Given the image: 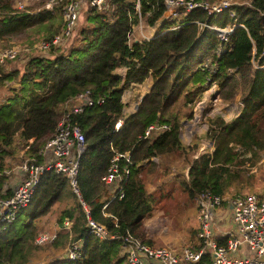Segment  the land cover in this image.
Masks as SVG:
<instances>
[{"label": "trees", "instance_id": "1", "mask_svg": "<svg viewBox=\"0 0 264 264\" xmlns=\"http://www.w3.org/2000/svg\"><path fill=\"white\" fill-rule=\"evenodd\" d=\"M47 1L35 4L34 0L18 9L17 0H0V51L14 44L29 48L19 54L22 64L18 58L0 63V198L12 194L7 187L11 175L5 171L23 159L41 161L38 153L76 103L72 98L90 89L95 99L103 101L72 116L85 139L77 180L90 217L115 238L90 234L68 180L47 171L28 206L0 232V264H126L119 236L131 234L148 242L143 221L156 197L145 188L142 163L151 157L158 158L160 164L154 166L159 169L166 161L177 165L168 158L179 159L182 168L174 177L180 176L190 199L204 190L227 199L248 194L242 191L253 178L249 167L258 163L262 168L259 162L264 155V0L233 4L235 17L227 11L207 16L193 10L180 27L165 31L171 22L161 21L151 38L131 43L129 35L139 13L148 25H154L164 10L161 0H107L102 10L85 5L84 20L77 23L72 39L44 51L36 44L59 33L66 3L62 0L48 9L44 8ZM194 20L220 26L241 23L245 29L236 27L229 40L222 42L213 31L200 30ZM9 38L16 40L10 46ZM118 68H125V74L117 75ZM145 81L149 90L138 100L137 110L115 131V122L123 116V91L131 83ZM213 84L221 102L238 100L242 107L229 122L220 116L208 120L203 138L209 139L213 149L199 153L197 143L185 145L180 139L181 123L192 118L195 103ZM152 124L165 127L144 137ZM125 152L128 160L120 158L118 163L129 174L119 198V187L101 177L114 154ZM113 194L116 197L110 200ZM54 212L59 237L37 243L41 233L50 231L45 230L44 219ZM65 218L72 221L69 230L61 228ZM77 241L80 256L70 260L65 249Z\"/></svg>", "mask_w": 264, "mask_h": 264}, {"label": "built area", "instance_id": "2", "mask_svg": "<svg viewBox=\"0 0 264 264\" xmlns=\"http://www.w3.org/2000/svg\"><path fill=\"white\" fill-rule=\"evenodd\" d=\"M106 3L107 0H66L62 9L61 30L53 38L38 42L36 47L46 51L52 46L66 44L76 29L83 7L87 5L102 10L106 8ZM235 3L237 2L231 0H218L212 3L207 0H161L164 10L158 23L161 21L171 22L165 31L173 30L180 27L193 10H202L207 16H219L227 11L230 17H235L236 13L231 9ZM48 5L50 7L49 3ZM246 5H250V3L246 2ZM142 18L139 13V22L136 26L140 31L144 29ZM194 22L199 24L200 30L213 31L222 42L229 40L236 27L245 29L241 23L220 26L204 21L194 20ZM146 26L150 25L146 23ZM154 26L156 28V25ZM133 28L129 39L135 30ZM141 34L143 40L152 37H146L143 32ZM28 50L27 46L20 44L5 48L0 51V63L4 62L5 58L19 59V54ZM72 100L76 103L61 117L53 136L39 151L38 155L41 161L35 162L34 158L23 159L12 169L5 171L9 175L16 172L17 182L9 197L0 198V232L17 220L19 211L30 203L43 174L52 171L63 175L68 180L71 191L76 195L85 212L88 232L99 239L115 238L114 235L109 234L102 223L90 217L77 180L80 157L85 151V139L79 124L73 121L72 116L82 112L84 107H92L94 104H100L103 100L95 99L90 89L81 91ZM125 118L123 115L115 122V131L122 128ZM162 127L165 125H149L145 130L144 137L151 131L159 130ZM128 157V152L114 154L107 172L101 177L103 182L119 187L117 195L119 198L123 196L121 184L127 178L129 170L126 166L120 167L118 161L120 158L128 160ZM115 197L116 194H113L110 200ZM223 200L222 196L211 190H204L195 195L199 221L197 232L199 248L197 249L185 246L180 251H175L167 245L152 246L131 234L119 236L121 239L120 253L126 264H264V196L253 193L238 195L231 198L226 205H223ZM108 203L103 205V209ZM222 207L228 208L227 211L230 212L228 216L232 229L227 232L228 237L221 244L215 239V225L216 215ZM71 223V220L65 218L61 228L69 230ZM53 237H57V235L44 232L36 238V242L44 243ZM80 250L81 243L73 242L66 248L65 256L74 260L80 256Z\"/></svg>", "mask_w": 264, "mask_h": 264}, {"label": "rangeland", "instance_id": "3", "mask_svg": "<svg viewBox=\"0 0 264 264\" xmlns=\"http://www.w3.org/2000/svg\"><path fill=\"white\" fill-rule=\"evenodd\" d=\"M33 1L34 0H17V8L20 9L26 5L30 6L33 3ZM59 1L62 0H49L44 5V8L51 9L52 6L55 5L54 3L56 2L61 3ZM231 1L237 2L239 4H244L249 0H231ZM36 2H38V0H35V4ZM48 3L50 4V7ZM40 9L41 8H39V10ZM85 10L86 9L83 10V12L79 17L78 20L79 24L84 20L83 15L85 13L84 12ZM142 22L144 29L140 31V29H138V26H135L136 29L134 30L133 35L129 39V43L134 41V38H139L140 40H143L141 34L142 32L146 35V37L153 36V34L155 33L153 31L154 29L156 31V28L159 24L157 21V23L154 24L156 25V28H154L155 27L154 25L153 26L150 25L149 27L146 26L145 18H142ZM13 40L14 39H10V38L7 39V44L9 46L14 44L15 43L14 41L16 40L14 41ZM17 60L18 62H20L19 64H22L23 62L22 56ZM115 72L117 75H121L124 72V70L123 68H120ZM146 88H147V82L145 81L142 84L131 83L129 87L123 91L121 98L123 103L125 104L124 112H123V115L125 117H127L126 114H131L137 110L138 100H140ZM217 90L218 87L215 84H213L208 90H206L203 93L201 100L195 103L193 108L192 118L183 119L181 123L179 135H180V139L185 145L197 143L199 149L203 148L210 150L209 139L203 138L209 126L208 120L214 116H220L221 118L226 120H232L235 118L237 111L240 108V105L238 103L239 101L235 100L232 103H223L220 101V99H218ZM167 160L176 163L179 159L168 158ZM249 169L251 172H253V178L242 192L253 193V194L263 193L264 192L263 166L261 168L260 165L257 163L254 166L249 167ZM145 173L146 175H144V179L147 180V185L149 187H154L155 185H159L162 181H164L165 183V186L160 189L161 192H165L162 194V196H164L162 203L161 202H158L157 204L153 203L156 206L160 205L161 203V206L154 211L153 216L150 217L149 220L144 221L145 231L147 233H152L153 235L161 234L163 235L164 239L173 237L174 234H181L183 236L188 235L192 227L198 226L196 211L192 204L193 199H190L188 197V194L185 192V190L182 188V186L179 183L175 185L177 188L170 190L172 187H169L168 185L174 181L173 180L174 177L172 175H171L172 178L169 180L167 173H164L163 171H159V169L157 170L156 168H152L150 171L146 170ZM170 173H172V170L170 171ZM10 183L11 182H9V184ZM9 184L7 185V187L12 185ZM167 194H169V196ZM173 213H175L176 216H173ZM56 219H57V212L48 215V217L44 219L45 220L44 227L45 230H50L48 231L49 234L51 235L56 234L57 237H59L57 231L58 227L56 226V221H57ZM162 226L164 227L167 226L168 229L163 230ZM181 235L176 236L177 240L182 241L184 239L183 236ZM185 243L186 241L184 242V244Z\"/></svg>", "mask_w": 264, "mask_h": 264}, {"label": "crops", "instance_id": "4", "mask_svg": "<svg viewBox=\"0 0 264 264\" xmlns=\"http://www.w3.org/2000/svg\"><path fill=\"white\" fill-rule=\"evenodd\" d=\"M133 29H136V28H133ZM134 32V31H133ZM136 40H140L139 38H134V41H136ZM8 48V47H7ZM5 49V48H4ZM118 69H120V68H118ZM117 69V70H118ZM116 70V71H117ZM123 70H124V72L121 74V75H124L125 74V71H126V69L125 68H123ZM149 83L147 82V88H146V90L144 91V93L145 92H147L148 90H149ZM143 93V94H144ZM142 94V95H143ZM239 103V105H240V108L238 109V111H237V114H236V116L239 114V112H240V110H241V107H242V104L240 103V102H238ZM123 112H124V109H123ZM135 112V111H134ZM132 114V113H131ZM127 116L128 115H130V114H126ZM235 116V117H236ZM226 122H229V121H231V120H226V119H224ZM124 123V122H123ZM209 148H210V150H212L213 149V146H212V144H211V142L209 143ZM207 149H203V148H200L199 149V153H202V152H204V151H206ZM264 159V155L262 156V158L260 159V162L259 163H261L262 164V166H263V168H264V161H262ZM149 162H153L150 166H148L150 163ZM154 164H160L159 162H158V158L157 157H151V158H149V159H146V160H144L143 161V163H142V166L145 168V171L146 170H151L152 168H156L157 170L159 169V167H155L154 166ZM163 164V170H167V176L169 177V180L172 178V176L174 177L175 175H176V172H178V168L181 170V168H182V163L180 162V161H177V165H172V166H170V164H169V162H165V163H162ZM162 168L161 169H159V171H162ZM167 168V169H166ZM172 170V173H170V171ZM179 175H182V172L181 173H178ZM188 167H186L185 169H184V171H183V175L185 176V179H187L188 178ZM172 175V176H171ZM169 180H168V182H169ZM173 182H171V184H169L168 186L169 187H172L170 190H172V189H175V188H177L175 185L176 184H180V182H181V178H180V176H177V177H174L173 178ZM8 182H11L10 184H12L11 186H9L8 188H10V189H12L13 188V186L15 185V183L17 182V173L15 172V173H13L12 172V174H11V176L9 177V179H8ZM144 182H145V188L147 189V191L148 192H150L152 195H154V197H156L155 198V201H154V203L155 204H157L158 202H161L162 203V200H163V198H164V196H162V194L163 193H165V192H161L160 191V189L162 188V187H164L165 186V183H164V181H162L159 185H155L154 187H149L148 185H147V180L146 179H144ZM9 184V183H8ZM7 184V185H8ZM9 184V185H10ZM149 184V183H148ZM152 184V183H151ZM109 185H111V184H109ZM181 185V184H180ZM114 188H117V186L114 184V185H112ZM227 194V193H226ZM248 194H250V193H248ZM157 195V196H156ZM168 196H169V194H167ZM171 196V195H170ZM223 205H226V203L230 200V198L229 199H227V196H223ZM226 200V201H225ZM161 203H160V205H155L154 204V206H153V208H152V210H151V212H150V214L147 216V217H145L144 218V221L146 220H149L150 219V217H152L153 216V214H154V211L156 210V209H158V207H160L161 206ZM192 204H193V206H194V208H195V211H196V218H197V220H198V213H197V206H196V201H195V196L193 197V202H192ZM156 206V207H155ZM228 210V208H226V207H222L221 209H219V211H218V213H217V215H216V225H215V239L219 242L221 239L222 240H224V242L226 241V238L228 237L227 236V232L229 231V230H231L232 229V224H231V221H230V217L228 216L229 214H230V212L229 211H227ZM108 215V214H107ZM157 216V215H156ZM173 216H176V214L175 213H173ZM144 221H143V228H144ZM198 227H199V221H198V226L197 227H192L191 229H190V232H189V234L188 235H185V236H183V235H181V234H174L173 235V237H170V238H167V239H164L163 238V235H161V234H159V235H153L152 233H147L146 231H145V229H144V238L146 239V240H148V243L150 244V245H152V246H161V245H168V246H170L172 249H174L175 251H180V249H182L183 247H185V246H189V247H195L196 245L197 246H199V240H198V237H197V232H198ZM162 228H163V230H167L168 228H167V226L166 227H164V226H162ZM178 235H181V236H183V242L182 241H179V240H177V238H176V236H178ZM186 241V243L184 244V242ZM224 242H221V244L222 243H224ZM176 243H178V244H176ZM199 248V247H198ZM195 249H197V248H195ZM152 264H156V263H152Z\"/></svg>", "mask_w": 264, "mask_h": 264}, {"label": "water", "instance_id": "5", "mask_svg": "<svg viewBox=\"0 0 264 264\" xmlns=\"http://www.w3.org/2000/svg\"><path fill=\"white\" fill-rule=\"evenodd\" d=\"M135 110H136V108H135ZM180 136V135H179Z\"/></svg>", "mask_w": 264, "mask_h": 264}]
</instances>
